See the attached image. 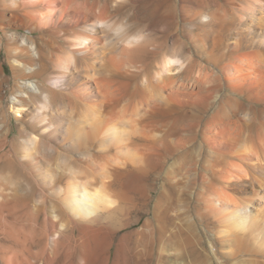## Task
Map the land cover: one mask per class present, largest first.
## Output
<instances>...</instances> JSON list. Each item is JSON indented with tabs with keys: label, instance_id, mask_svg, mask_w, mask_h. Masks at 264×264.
<instances>
[{
	"label": "bare ground",
	"instance_id": "bare-ground-1",
	"mask_svg": "<svg viewBox=\"0 0 264 264\" xmlns=\"http://www.w3.org/2000/svg\"><path fill=\"white\" fill-rule=\"evenodd\" d=\"M119 1L0 0V20L7 17L9 23L37 33L22 38L12 33L8 45L13 59V104L26 108L20 119L23 124L17 126L16 132L24 150L19 159L0 90V264L94 263L83 254L73 257L59 253L62 241L68 239L64 230L56 231L61 221H9L15 218V210L29 212L31 204L38 203L40 195L35 197L36 192L45 186L59 192L65 184L62 198L77 216L97 211L98 203L107 199L100 189H90L89 180L76 181L72 164L66 168L70 174L54 169L53 162L61 160L54 146L58 137L66 142L77 140L78 146L86 150L83 155L89 158L94 144L113 142L117 152L129 160L130 167L118 159L112 172L125 177L124 189H134L139 194L149 190L143 175L162 172L167 161L196 177L218 174L219 180L227 184L242 174L251 175L264 189V168L259 170L251 163L264 160V0H193L190 19L204 28L215 27L204 34L192 33L187 38L186 57L161 60L156 75L137 83L136 94L135 89L132 94L130 91L124 105L113 101L119 76L133 70L141 72L135 63L143 64L152 51L145 38L122 45L110 32L97 27V21H113L110 6ZM158 2L143 1L141 6L154 4L159 8ZM183 6L181 10L185 9ZM180 79L182 82H178ZM243 99L248 103L243 104ZM56 101L69 102L70 118H81L79 128H74L71 121L63 125L57 121L58 110H53ZM123 121L129 132L119 126ZM59 129L63 130L62 135ZM73 133L76 139L70 136ZM48 148L51 154L44 157L41 153ZM101 159L108 160V155ZM196 162H200L198 167ZM57 164L56 168H60ZM108 169L104 170L106 177L112 174ZM207 195L200 194L198 201L204 203L208 212L213 213L224 204L217 189ZM261 196H243L241 208L237 206L232 213L233 221H220L228 231H234V264H264V221H255L248 213L256 198L264 200V194ZM118 208L122 215L123 208ZM41 210L45 211L43 207ZM67 222L80 233L90 230L105 236L104 264H150L155 234L161 237L163 231L154 230L149 221L139 231L123 234L120 233L136 221ZM114 239L116 246L110 262ZM245 239L251 241L250 248L243 243ZM48 240L53 246L50 253ZM187 243L192 244L190 237Z\"/></svg>",
	"mask_w": 264,
	"mask_h": 264
},
{
	"label": "rangeland",
	"instance_id": "rangeland-1",
	"mask_svg": "<svg viewBox=\"0 0 264 264\" xmlns=\"http://www.w3.org/2000/svg\"><path fill=\"white\" fill-rule=\"evenodd\" d=\"M143 1L148 2L150 0ZM143 1L120 0L116 5H113L114 8L110 6L113 22L126 21L130 26V34L142 32L145 36V41L148 42V46H150V50L152 51L143 60V62L145 61L143 64H146V66L142 62L141 64L138 61L135 63L136 66L139 65V69H142L141 72L133 70L119 76L118 79L120 81L118 80V82H120V85H118L120 86V90L118 89L119 86H115L117 87L113 97L115 104H126L128 96L134 93L133 89H135L137 83H140L144 77L152 78L156 75L161 60L173 57L185 58L187 55V42L192 33L197 35L198 32L199 34L202 32L204 34L203 31L207 30L206 32H209L215 27V25H207L208 28L205 27V29L202 27L203 25L200 26L199 24L198 26V23L190 19L191 10L189 8L194 2L193 0H166V2L160 0L158 2L160 4L159 8L158 6L154 7V4H150L151 6L144 8L141 6V2ZM165 6L170 9L167 11L166 8V14L163 12ZM180 6H183L185 9L181 10ZM11 24L7 17L0 20V90L3 96L2 104L4 111L10 116V135L16 139L13 146L16 150L17 159H19L24 150L23 142L17 140L18 136L16 132L17 126L20 127L23 124L20 122V119L26 108L13 104L14 96L12 95L13 88L11 87L14 83L12 79L13 59L8 54V45L11 42L10 35L12 33L19 34L20 38L24 36H36L37 33H28L24 27L15 26L14 24L11 26ZM111 44L115 46L114 42H111ZM204 65L212 69L207 63ZM1 76H4L5 79L2 83ZM16 81L22 83L19 79ZM178 82H182L181 79ZM30 87L31 89L34 88L32 83H30ZM117 89L119 93H117L118 91L116 92ZM130 91L131 93L129 94ZM136 91L135 89V94ZM89 95L91 94L89 93ZM121 95L126 99L124 100ZM97 97L100 99L99 96ZM117 98L119 99L117 100ZM40 101L38 99L37 102L39 103ZM58 102L56 101L53 107V110H58L57 121L61 125L66 121H71L72 125L75 124L74 128H79L78 123L81 118L77 115L72 119L70 118L71 114L69 113L72 110L68 104L69 102ZM242 103L247 104L248 101L243 99ZM13 105L14 108L12 109ZM237 114L239 115L240 112ZM119 126H122L121 129H125L126 132L130 130L126 121L120 122ZM59 131V134L62 135L63 130L59 129ZM74 135L73 133L70 136L76 139V135ZM74 142L76 143L73 144ZM74 142H71V140L66 142L58 137L57 143L54 146L58 149L61 160L58 159L53 162V167L58 173L66 175L70 174L69 172L67 173L66 168L72 164L71 167L77 172L76 176L74 175L77 178L76 181H81V179L89 180L93 187H90L91 190L100 189L102 194H107L108 197L104 200L105 204L104 202H100L97 205L99 208L97 211L77 216L71 210L70 203L62 198L64 196L65 184H62L63 186L60 187L59 192L45 186L44 188H40L41 191L36 192L35 197H39L40 195L38 203L31 204L29 212L26 213L23 209L21 211L15 210V218L9 221H61L62 228H60L59 224L56 231L59 229L64 230L68 235V239L64 243L62 241L58 248L59 253L61 255L69 253L73 257L83 254L92 258L93 264H104L103 259L107 256L105 236L90 230H85L84 234L80 233V229L71 228V224H68L67 221H136L129 230L120 234L133 232L134 230L139 231L146 221L152 223L154 230L163 228L161 237L157 233L155 234L153 256L148 259L150 264H234V249L232 251L233 246H235L234 231H228L220 221H233L231 218L232 213L237 206L241 208L240 200L243 196L259 195L262 197L264 189L260 188L253 181L251 175L242 174L239 178L230 179L229 184H227V182L219 180L218 174L212 175L208 173L205 176L200 175L196 177V175H191L184 170L181 171L179 165L175 162L167 161L166 168L162 172L156 173L157 175L155 173L143 175V182L149 187L148 193L143 195L134 191V189H124L122 186L125 185V177L113 174L112 168L116 166L118 159L117 162H124L130 167L129 160L125 159V156L121 152H117L113 142L101 145L96 143L94 144L95 146L90 147L91 150L89 151L91 153L88 150L87 152L91 154V157L94 155L92 158L90 157L91 159L83 155V152L86 150L84 151L82 147L78 146L77 140ZM41 154L47 157L45 155L51 154V152H49L48 148L43 150ZM103 155H108V160L106 159V161L111 163L105 167L104 164L107 162L102 159L99 160ZM56 163H58L57 165L60 168H56L58 167ZM251 163L256 164L257 166H255L259 170L264 168V160H253ZM199 165L200 162H196V166L198 167ZM43 166H45V163H43ZM167 166L170 168H167ZM107 169L112 173L109 174V177H106L105 174ZM215 189L222 194L224 204L212 213L208 212L202 201H198V196L203 193L204 197H208L207 193L213 192ZM29 191L31 192V189ZM126 196L130 199L125 200ZM101 204L102 206H100ZM119 206L123 208L122 215L118 212ZM42 207L45 210L44 212L41 210ZM103 207L104 209H102ZM248 213L255 221H264V200L256 198L249 205ZM238 235L240 237L245 236L243 233H238ZM189 237L192 240V244L189 245L187 243L185 245V241ZM245 242L246 248H250L251 241L245 239L243 243ZM252 242L255 243L256 240L252 239ZM48 243V253H50V249L53 246L51 240H48ZM115 246L116 242L114 239L113 250L111 248L109 251L110 262L114 257Z\"/></svg>",
	"mask_w": 264,
	"mask_h": 264
},
{
	"label": "clouds",
	"instance_id": "clouds-1",
	"mask_svg": "<svg viewBox=\"0 0 264 264\" xmlns=\"http://www.w3.org/2000/svg\"><path fill=\"white\" fill-rule=\"evenodd\" d=\"M97 27L111 33V35L120 40L121 44H126L131 40H143L145 38L142 32L129 34V25L126 21L113 22L110 20H101L96 22ZM250 118V117H249ZM244 147L243 143L239 145Z\"/></svg>",
	"mask_w": 264,
	"mask_h": 264
}]
</instances>
